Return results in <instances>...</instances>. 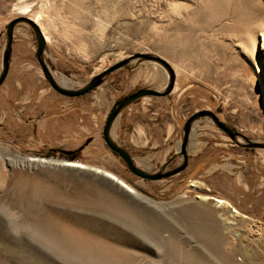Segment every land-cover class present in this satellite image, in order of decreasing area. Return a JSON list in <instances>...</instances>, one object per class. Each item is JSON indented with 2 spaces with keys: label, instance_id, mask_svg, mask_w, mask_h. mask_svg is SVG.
I'll return each instance as SVG.
<instances>
[{
  "label": "rangeland",
  "instance_id": "1",
  "mask_svg": "<svg viewBox=\"0 0 264 264\" xmlns=\"http://www.w3.org/2000/svg\"><path fill=\"white\" fill-rule=\"evenodd\" d=\"M28 15L48 38L42 59L59 85L79 89L125 64L82 95L93 120L73 160L58 151L75 150L76 137L52 147L39 138V119L0 105V264H264V149L239 137L264 143V0H0V71L6 26ZM16 27L32 32L23 22ZM143 56L166 63L174 77L168 95L138 99L137 118L112 124L110 137L137 168L181 167L182 128L194 113L209 111L237 134L231 140L197 118L184 169L156 181L131 174L101 136L117 100L166 88L167 68ZM36 68L49 93L74 100L55 93Z\"/></svg>",
  "mask_w": 264,
  "mask_h": 264
},
{
  "label": "crops",
  "instance_id": "2",
  "mask_svg": "<svg viewBox=\"0 0 264 264\" xmlns=\"http://www.w3.org/2000/svg\"><path fill=\"white\" fill-rule=\"evenodd\" d=\"M35 47L32 32L25 27L19 28L15 25L10 42L8 71L0 85V105L13 114H16L17 109H23L31 121L39 119L37 133L46 144L62 147L71 143L70 149H82L79 146L80 139L85 132H88V125L93 120L92 115L86 114L81 109L86 99L80 96L66 102L64 98H58L45 89L36 68ZM139 104L138 100L129 104L128 108L127 106L123 108L117 117L137 118V113L142 111ZM132 111H135L136 115L132 114ZM10 113L7 115L8 118ZM103 114L104 110L97 113L95 118L97 123ZM161 117L166 119L167 115ZM71 135L76 138L68 143ZM65 137L67 141L64 140ZM222 201L228 204L227 201ZM248 207L250 212L256 211L257 204L250 202ZM246 209L245 206L240 207L242 212Z\"/></svg>",
  "mask_w": 264,
  "mask_h": 264
},
{
  "label": "water",
  "instance_id": "3",
  "mask_svg": "<svg viewBox=\"0 0 264 264\" xmlns=\"http://www.w3.org/2000/svg\"><path fill=\"white\" fill-rule=\"evenodd\" d=\"M19 22H23L31 28L34 39H35V45H36V60H37V63H38V65L42 71L44 79L48 82L50 88L55 93H57L63 97L76 98V97H80L84 94H87L88 92H90L93 89H95L96 87H98L101 84L102 79L106 75L110 74L112 71L116 70L117 68H119L125 64V62H119V63H116V64L108 67L107 69L103 70L101 73L93 76L88 82L85 83V85L83 87H81L79 89H69V88H66L64 86H61L53 79L51 73L49 72L48 68L46 67V65L43 62L42 56H43V52L45 49L46 42L44 40V37H43L39 27L34 22H32L30 19H28L27 17H19V18H15V19L11 20L6 26L7 43H6V47H5L3 54H2V58H1L0 85L4 81V79L7 75V71H8V60H9V53H10V42H11V38H12V29ZM142 58L157 61L160 64H162L165 68H167V70L169 72V82H168L166 88L163 91H156V90L148 89V88L147 89H139V90H136L135 92L130 93V94L124 96L123 98L117 100L112 105V107L109 109V111L107 113V116L105 118V122H104L102 130H101V136H102V140H103V143L105 144L106 148L112 154L117 156L124 163L126 169L131 174H133L134 176H136L142 180L156 181V180H160L163 178H168V177L178 173L182 169H184V167L186 165V157H185L184 148L186 146V142L188 139L190 126L197 118L203 117V116L208 117L214 123V125L218 129H220L222 132H224L231 140H234V137L237 134L232 132V130H230L227 126H225L223 123H221L214 116V114L209 112V111H201V112L194 113L185 121V123L183 124V128H182L183 138L181 141V155L184 158V164L181 167L175 168V169H172L169 171H164V166H163L162 171L157 172V173H146L143 170L137 168L136 165L134 164V162L132 161L131 157L127 154V152L124 149H122L121 147H119L110 137V130H111L112 124H113L114 120L116 119L118 113L123 108H125L129 104L135 102L136 100H138L142 97H145V96L163 97V96L168 95L170 93V91L172 90L173 77H174V74H173L172 70L170 69V67L166 63H164L163 61H160V60L152 58V57L149 58L146 56H143ZM239 137L244 142H246L245 146L248 148L264 149V143L251 142L241 135H239Z\"/></svg>",
  "mask_w": 264,
  "mask_h": 264
},
{
  "label": "bare ground",
  "instance_id": "4",
  "mask_svg": "<svg viewBox=\"0 0 264 264\" xmlns=\"http://www.w3.org/2000/svg\"><path fill=\"white\" fill-rule=\"evenodd\" d=\"M27 8H22V9H20V12H19V14L20 15H27L28 14V10H26ZM28 19H30L32 22H34L38 27H39V29H40V31H41V33H42V35H43V37H44V40L47 42L48 41V38H47V36L44 34V32H43V30H42V27H41V25H40V23L38 22V19H37V17H33V16H30V15H28V16H26ZM263 40H264V35H263ZM253 57H254V64H255V69H256V73H257V76L258 75H260V65H259V58H258V56L257 55H255V53L253 52ZM162 71V73H163V79H164V84H163V87L167 84V80H168V74L164 71V70H161ZM173 71V70H172ZM173 73H174V71H173ZM63 85H65L66 84V80H62V81H60ZM61 84V85H62ZM28 161L30 162V163H32V162H35V163H43L44 161H42V160H37V159H35V158H32V159H28ZM60 165H62V166H65V167H74V168H78V169H82V168H84V166L82 165V164H78V163H73V162H69V161H65V162H63V163H61ZM96 172H98V171H96ZM104 175L106 176V177H108L109 179H111L112 181H114L119 187H121V188H123L125 191H127V192H132V190H131V188H129L123 181H121L120 179H118V178H116L114 175H112V174H110V173H104ZM216 202L218 203V204H222L223 203V201L222 200H219V199H216Z\"/></svg>",
  "mask_w": 264,
  "mask_h": 264
},
{
  "label": "trees",
  "instance_id": "5",
  "mask_svg": "<svg viewBox=\"0 0 264 264\" xmlns=\"http://www.w3.org/2000/svg\"><path fill=\"white\" fill-rule=\"evenodd\" d=\"M79 151L80 149H75L72 151H63V150H59L58 152L65 158L73 160L76 159L77 156L79 155Z\"/></svg>",
  "mask_w": 264,
  "mask_h": 264
}]
</instances>
